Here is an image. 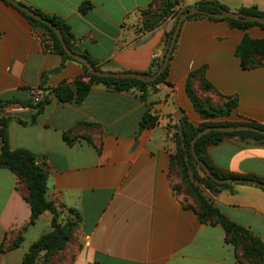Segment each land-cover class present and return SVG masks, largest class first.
Masks as SVG:
<instances>
[{
	"label": "crops",
	"instance_id": "crops-1",
	"mask_svg": "<svg viewBox=\"0 0 264 264\" xmlns=\"http://www.w3.org/2000/svg\"><path fill=\"white\" fill-rule=\"evenodd\" d=\"M16 1L64 19L77 44L102 71L112 73H149L175 26L169 17L150 32L138 31L141 13L159 0ZM201 1H216L231 12L264 11V0H183L177 9L194 8ZM84 3L92 5L87 12L81 10ZM245 35L264 40V29L242 31L207 17L185 21L166 83L148 86L145 92H117L94 84L76 104L60 101L55 90L64 85L75 89L85 77L83 66L47 52L42 32L19 9L0 0V102L8 103L0 109V119L13 118L10 148L33 152L48 170V200L65 209L63 216L69 209L82 216L73 264H239L224 229L202 224L196 202L185 203L174 190L180 174L172 155L177 152L173 135L181 118L195 127L205 122L188 95L190 79L206 107L238 101L230 117L214 121L264 127V66L246 70L236 55ZM144 93L146 99L141 98ZM44 94L50 103L32 124L37 109L20 103H36ZM10 107L22 109L12 113ZM148 111L158 123L141 129ZM65 134L75 142L68 143ZM2 146L0 138V152ZM208 155L225 172L264 180V145L230 137L210 146ZM26 192L16 173L0 167V264H22L31 245L51 231L38 229L42 219L51 226L48 212L29 225ZM213 200L226 217L264 243L262 189L237 184ZM19 238V247L13 249Z\"/></svg>",
	"mask_w": 264,
	"mask_h": 264
},
{
	"label": "trees",
	"instance_id": "trees-1",
	"mask_svg": "<svg viewBox=\"0 0 264 264\" xmlns=\"http://www.w3.org/2000/svg\"><path fill=\"white\" fill-rule=\"evenodd\" d=\"M2 1L10 4L6 0ZM182 1L183 0H159L156 7L152 6L147 11L141 13L142 20L138 25V31L140 33L150 32L159 27L169 17L175 19L176 26L179 17L183 13L194 8L204 11L205 14L192 15L188 17L186 21L207 17L213 20L226 21L231 26L242 31H246L254 26L264 29V24L251 22L245 23L227 18L215 19L210 17L209 15L221 13L223 10L229 11L227 7L216 1H201L194 8L189 7L186 9H177ZM26 7L56 25V27L61 31L68 48L72 52L86 58L96 70H101L96 61L90 56L89 52L77 44V39L73 35L71 27L64 19L56 15L45 14L33 7ZM91 7L92 5L90 3H84L81 6V10L82 12H87L91 9ZM20 12L36 31L42 32L44 38L52 41L53 52L60 55L63 61H73L82 65L66 54L56 32L50 26L34 19L21 10ZM239 12L264 17V11H259L256 8H242ZM175 26L171 32L166 34V45L163 56L160 59L153 61L151 69L147 74H155L162 66L173 37ZM236 55L240 59L242 67L246 70L264 66V40H255L250 38L248 35H245L237 47ZM83 68L86 72L85 77L76 82L75 89L70 88L68 85H64L55 90V94L60 101H74L76 104H81L90 93L94 84H104L117 92L129 91L133 88H139L145 92L148 86H156L161 83H166L170 72L169 64L156 81L148 84L137 79H115L111 77L100 78L89 73L86 67L83 66ZM207 87L212 88L209 84H207ZM187 88L189 97L191 98L197 112L200 114L201 118L205 120V122H203L199 127H195L186 117H183L180 120V126L177 127L176 132L173 135V139L177 144V152L172 155V164L179 168L180 174V181L174 184V190L179 195L184 196L185 203L188 204L189 199H193L196 202L198 208L196 211L202 224L209 226L219 225L224 229L225 241L234 247L236 259L239 264H264L263 241L254 236L245 227L230 220L215 206L213 198L223 191H233L236 185L219 184L212 178L208 177L202 166L195 159L191 149V142L196 137L198 131L208 127L250 126L263 130L264 127L254 122L214 121L215 119L230 117L233 110H235L238 106V101L234 99L227 102L224 106L217 108L206 107L192 90L191 79L188 82ZM141 98L146 99L145 93L142 94ZM49 103V95L44 94L37 100L36 103L31 101L28 103H20V105L37 109V113L33 116L31 122L33 124L36 122L38 115L44 111L45 107ZM7 105L8 103L0 102V109ZM12 120L13 118L11 117H3L0 119V138L3 144L0 152V167L16 173L21 182L26 186L27 192L24 194V198L31 207V219L29 225H35L38 219L46 212L52 215L51 231L41 236L34 244L31 245L28 252L23 257L22 264H48L49 260L54 255L62 252L69 245L70 241L73 239V235L77 234L83 220L78 211L69 209L67 213L70 216V219L65 222L62 221V211L65 209H59L47 198L49 177L48 170L37 164L38 157L33 152L25 149L14 151L10 148L9 125ZM157 123L158 118L151 115L148 111L142 118L140 128L145 129L153 127ZM230 137H236L243 141H253L254 143L264 145V135L257 132L245 131L223 133L212 131L198 139L196 142L195 150L197 156L206 165V167L209 168L216 178L255 179L264 183L263 179L253 176L243 177L233 173H228L213 164L208 155V148L210 146L217 145L225 138ZM65 140L70 144L75 142V140H72L68 134H65ZM88 141L92 142L90 139H88ZM259 188L264 191V188ZM21 241L22 238H19L18 241L14 243L12 248H18Z\"/></svg>",
	"mask_w": 264,
	"mask_h": 264
},
{
	"label": "water",
	"instance_id": "water-1",
	"mask_svg": "<svg viewBox=\"0 0 264 264\" xmlns=\"http://www.w3.org/2000/svg\"><path fill=\"white\" fill-rule=\"evenodd\" d=\"M6 1L9 2L11 5H13L14 7H16L17 9H19V10L25 12L26 14H28L29 16L33 17L34 19L41 21V22L47 24L48 26H50L56 32L59 40L62 43V46H63L66 54L69 55L71 58L75 59L76 61H78L79 63H81L84 67H86L88 69L89 73H91L92 75L100 77V78L111 77V78H115V79H137V80L143 81V82L148 83V84L156 81L159 78V76L164 72V70L169 66V64L171 62L172 54L174 52V47H175L178 35L180 33V29L182 27V24L186 21V19L192 15H195V14H205L204 11H202L198 8H194L192 10H189V11L183 13L179 17V20H178V22L175 26V29H174L173 37H172L171 43L169 45L168 52L164 58V62L162 64V66L160 67V69L155 74L149 75V74H145V73H112V72H107V71H102V70H96L86 58H84L83 56H81L79 54L72 52L68 48V46L66 45L61 31L51 21L44 19L42 16H40L39 14L30 10L26 6L20 4L16 0H6ZM209 16L212 18H215V19H226L227 18V19H232L235 21L245 22V23L251 22V23L264 24V17L263 16L248 15L245 13L231 12L228 10H223L221 13L211 14ZM179 111L182 114V110L179 109ZM176 118L178 120H180V117H176ZM212 131H218V132H223V133L251 131V132H257V133L264 135V130L256 128V127H250V126L208 127V128L199 130L196 137L191 142V149H192V152H193L195 159L202 166L206 175L208 177L212 178L215 182H217L219 184H233V185L250 184V185L259 186V187L264 188V183L257 181L255 179H243V178L219 179V178H216L212 174V172L209 170V168H207L206 165L199 159V157L196 154V150H195L196 142L198 141V139H200L204 135L209 134Z\"/></svg>",
	"mask_w": 264,
	"mask_h": 264
},
{
	"label": "rangeland",
	"instance_id": "rangeland-1",
	"mask_svg": "<svg viewBox=\"0 0 264 264\" xmlns=\"http://www.w3.org/2000/svg\"><path fill=\"white\" fill-rule=\"evenodd\" d=\"M70 219V216L66 213L62 217V221H67ZM38 229L42 232H46L47 230H51V226L46 224V221L42 219L38 224ZM78 251V242H77V234L73 235V239L70 241L69 245L57 255H54L48 264H73L75 255Z\"/></svg>",
	"mask_w": 264,
	"mask_h": 264
},
{
	"label": "built area",
	"instance_id": "built-area-1",
	"mask_svg": "<svg viewBox=\"0 0 264 264\" xmlns=\"http://www.w3.org/2000/svg\"><path fill=\"white\" fill-rule=\"evenodd\" d=\"M44 40H45V45H46L45 46L46 47V51L49 52V53L53 52L52 41L50 39H46V38H44ZM155 59H158L157 55L155 56ZM21 109L22 108H20V107H10V112L14 113V112H17V111H19ZM37 164L40 165V163H37Z\"/></svg>",
	"mask_w": 264,
	"mask_h": 264
}]
</instances>
